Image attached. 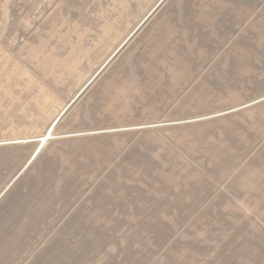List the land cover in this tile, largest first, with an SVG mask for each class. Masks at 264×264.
I'll list each match as a JSON object with an SVG mask.
<instances>
[{
	"label": "crops",
	"instance_id": "crops-1",
	"mask_svg": "<svg viewBox=\"0 0 264 264\" xmlns=\"http://www.w3.org/2000/svg\"><path fill=\"white\" fill-rule=\"evenodd\" d=\"M0 264H264V0H0Z\"/></svg>",
	"mask_w": 264,
	"mask_h": 264
}]
</instances>
